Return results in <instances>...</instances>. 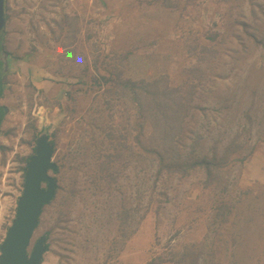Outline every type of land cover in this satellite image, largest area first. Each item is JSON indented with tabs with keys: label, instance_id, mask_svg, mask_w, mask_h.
I'll return each instance as SVG.
<instances>
[{
	"label": "rangeland",
	"instance_id": "374dc122",
	"mask_svg": "<svg viewBox=\"0 0 264 264\" xmlns=\"http://www.w3.org/2000/svg\"><path fill=\"white\" fill-rule=\"evenodd\" d=\"M102 7L5 0L0 242L46 132L58 169L31 240L46 237L41 264H264V0ZM35 56L47 92L20 62ZM165 88L183 102L173 143L157 127Z\"/></svg>",
	"mask_w": 264,
	"mask_h": 264
},
{
	"label": "water",
	"instance_id": "95a60500",
	"mask_svg": "<svg viewBox=\"0 0 264 264\" xmlns=\"http://www.w3.org/2000/svg\"><path fill=\"white\" fill-rule=\"evenodd\" d=\"M5 22V0H0L1 30ZM33 150L26 163L14 218L0 242V264H41L45 252V236H40L33 245L31 240L43 207L55 195L56 179L49 171L55 172L58 166L52 157L53 142L46 132L37 136Z\"/></svg>",
	"mask_w": 264,
	"mask_h": 264
},
{
	"label": "trees",
	"instance_id": "16d2710c",
	"mask_svg": "<svg viewBox=\"0 0 264 264\" xmlns=\"http://www.w3.org/2000/svg\"><path fill=\"white\" fill-rule=\"evenodd\" d=\"M104 79L106 78L105 76L101 75ZM147 84V83H146ZM120 85H125L127 87H136V82L129 80V79H120ZM140 87V85L138 86V88ZM177 89V88H165L164 90V94H163V99L167 100V99H172V104H173V108H167L166 110H160V109H156L157 111H165L166 114L163 115L162 117V124L160 122V124L157 125V127L160 129L158 131L161 132L162 138L163 140L169 141L170 143H173V136H175V134L177 132H179L181 130V122L184 116V111H183V102L181 101V99H176L173 98L171 96L172 92ZM129 98L130 100H135L136 96L133 94H129ZM160 103V101L158 100L155 104ZM182 105V106H181ZM181 106V108L179 107ZM156 130V129H155ZM54 147V146H53ZM54 151V149H53ZM204 162V161H203ZM209 161H205V164H208ZM48 244L45 243V250L47 249Z\"/></svg>",
	"mask_w": 264,
	"mask_h": 264
},
{
	"label": "crops",
	"instance_id": "0c3cea01",
	"mask_svg": "<svg viewBox=\"0 0 264 264\" xmlns=\"http://www.w3.org/2000/svg\"><path fill=\"white\" fill-rule=\"evenodd\" d=\"M96 1L98 2V5H97ZM108 1H113V0H106V2H108ZM116 1L123 2L125 0H116ZM65 6L67 9L66 13H68V14L70 13L71 10L76 11L75 8L72 9V6L73 7L78 6L80 9L82 8L81 10H84V9L91 10V8H93L94 12H95V9H97L99 12H101L102 8L105 9L104 7H102V0H65ZM77 12H79V10ZM99 15H101V13ZM6 17H7V13H6ZM5 23H7V21ZM10 35H11L10 41L7 44H6V41L4 43H5L6 51L8 52L9 56H11V58H12V64L11 65L14 66V61H13V55L14 54H12V53H14L15 45L12 42V33ZM34 60H35L34 63L27 62L26 60H20V62H24V63H27L29 65L28 71L30 73L31 80L33 81V85H39L43 89H45L44 91L47 92L48 88L52 84V82H50L46 78H43V75L45 77L44 72H46V69L43 65H41V63H39V57L35 56ZM12 70L13 69L11 68L9 71L12 72ZM8 75H9V73H8ZM8 75H6V76H8ZM45 82H46V84H45Z\"/></svg>",
	"mask_w": 264,
	"mask_h": 264
},
{
	"label": "flooded vegetation",
	"instance_id": "af4514ba",
	"mask_svg": "<svg viewBox=\"0 0 264 264\" xmlns=\"http://www.w3.org/2000/svg\"><path fill=\"white\" fill-rule=\"evenodd\" d=\"M4 28L1 30L0 28V145H1V124L3 121V118L5 114H7V106L2 103V92L4 88V82L3 78L8 75L10 72L9 70L12 68V58L9 56L8 52L5 49L4 46V34H3ZM54 146V145H53ZM1 148V146H0ZM57 171V170H56ZM55 171V172H56ZM57 184V183H56ZM43 186H46L45 183H43Z\"/></svg>",
	"mask_w": 264,
	"mask_h": 264
}]
</instances>
